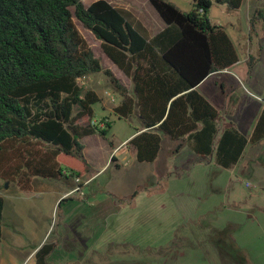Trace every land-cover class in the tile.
Segmentation results:
<instances>
[{
    "label": "trees",
    "instance_id": "16d2710c",
    "mask_svg": "<svg viewBox=\"0 0 264 264\" xmlns=\"http://www.w3.org/2000/svg\"><path fill=\"white\" fill-rule=\"evenodd\" d=\"M146 1L164 25L153 36L108 0L87 7L82 0H0V180L20 191H30L35 178L79 191L90 173L79 140L92 134L105 139L110 128L108 120L93 121L92 106L102 100L81 84L96 73L119 98L112 108L117 119L135 114L140 121L141 130L127 141L138 163L154 162L166 137L175 144L174 154L185 147L230 169L246 147L264 140V92L245 136L232 122L220 126L218 110L197 90L238 62L224 28L210 22V8L238 10L243 0H192L189 12L167 0ZM260 14L253 12L251 30ZM74 18L130 79V90L94 57ZM3 209L0 196V239ZM54 253L55 245L45 242L34 254L35 264H48Z\"/></svg>",
    "mask_w": 264,
    "mask_h": 264
},
{
    "label": "rangeland",
    "instance_id": "374dc122",
    "mask_svg": "<svg viewBox=\"0 0 264 264\" xmlns=\"http://www.w3.org/2000/svg\"><path fill=\"white\" fill-rule=\"evenodd\" d=\"M92 1L82 0L86 5ZM108 1L115 7L127 8L137 16L140 22L133 16L129 20L134 26L136 23L144 24L148 35L161 27L157 14L146 0ZM167 1L184 12L193 8L192 0ZM256 7L261 14L255 21L256 33L249 38L251 46L244 36L248 26L245 5L237 11L214 4L208 13L212 24L224 28L239 61L246 59L235 69L215 74L217 95L214 104L219 110L220 126L231 121L241 128L256 114L254 103L261 107L259 99L264 92V0H258ZM70 11L73 12V9L70 8ZM74 22L102 67L109 69L113 75L121 74L104 56L94 35L75 18ZM249 56L251 59H248ZM222 78L226 79V83ZM122 80L123 85L129 86L126 77ZM81 84L93 88L101 96L102 101L92 106L93 121L106 118L110 123L101 144L94 138L85 141L90 156L88 160L92 163H89L91 175L99 172L104 152L110 146L116 150L122 147L133 154L131 147L127 148V141L134 136L140 123L135 114L128 120H119L109 110L110 105L119 103V98L102 73L88 77ZM204 87L199 91L209 100L210 93ZM106 93L114 97L113 103ZM161 146L152 176L140 185L136 183L141 175L135 170L125 174L118 172L129 167V157L125 156L120 164L110 159L109 166L99 172L96 181L85 179L78 192L71 191L65 195L64 198L69 199L67 201L103 202L102 206L94 208L93 215L89 213L90 220L100 219L98 232H90L100 245L92 247L91 242L85 250L86 254L76 255L82 259L81 263L264 264V166L258 165L257 161L258 156L264 161V141L257 146H248L238 164L230 169L219 168L212 158H197L185 147L174 154L175 144L165 137ZM140 165L148 172L154 162ZM32 181L34 190L41 188L37 180ZM5 183L0 180V196L4 200L2 234L8 236L6 242L17 245L10 239L15 232L18 242L36 244L45 242L50 234L51 240L56 232L63 229L72 233L85 230V225L81 227L78 221L71 224L63 221L61 212L65 204L60 206V211L55 209V193L20 191L11 182H7L5 188ZM119 188L123 191H118ZM134 192H137L136 195L131 197ZM119 193L131 194L118 197ZM111 201L123 202L112 206ZM110 211L115 215L107 217ZM106 230L109 232L106 233ZM87 236L90 240V235ZM60 247L61 243L58 244ZM52 256H56L52 259L57 260L66 255L58 251ZM49 264L63 263L49 260Z\"/></svg>",
    "mask_w": 264,
    "mask_h": 264
},
{
    "label": "crops",
    "instance_id": "0c3cea01",
    "mask_svg": "<svg viewBox=\"0 0 264 264\" xmlns=\"http://www.w3.org/2000/svg\"><path fill=\"white\" fill-rule=\"evenodd\" d=\"M257 1L258 0H243L242 5H241V7L243 5H245L246 6V9H247V12H248V15H247L248 26H247V29L244 31V36L247 37L248 43H249L250 46H251V41H250L249 38H250V36L252 34L256 33L255 30H254L256 28V25H255L254 29L251 30L250 29V23L249 22H250L252 13L257 8L256 7ZM90 4L91 3H89L87 5L84 4V5L87 7ZM113 7H115V6H113ZM115 8H118V9H121L123 11L128 12L131 16L135 17V20L136 21L140 22L138 20L139 18H137V16H134V14L131 13L130 11H128L127 8H125V7H115ZM239 9L237 11H239ZM159 22L161 24V27L159 28V30L156 31V32H154V33H152V34L150 33L149 36H153L154 34H156L157 32H159L160 30L163 29V27H164L163 23L161 22V20ZM255 24H257V22ZM141 26H142L143 29H145L148 32V29H147V27L144 24L141 23ZM259 48H260V46H259ZM248 59H251V57L249 56ZM245 61H246V59L243 62H245ZM243 62L239 61V59H238V62L236 64H234L233 66H231L230 68H228V69H226V70H224L222 72H226L227 70L235 69L238 66H240L241 63H243ZM117 72H118V74L121 73L118 69H117ZM114 76L123 84L122 77H125V76L122 73L119 74V75H114ZM214 77H215V74H213V75L209 76L207 79H205L202 83H200L198 85L197 90L200 93V91H199L200 88H202L203 86H205L204 88L207 89L208 93H210L209 100L207 98H205V96H203L201 93L200 94L206 100L210 101V103L218 110L217 106H215V104H214V100H215V97L217 95V92H216V89H215L216 84L214 83ZM127 79L129 80V83L130 84H129V86H125V85L124 86L128 90H130L131 89V81H130L129 78H127ZM223 82L226 83V79H223ZM260 97H262V96H260ZM100 98H101V96H100ZM259 100L261 102V98ZM115 106L116 105H110V108H109V106L107 105V108H109V110L112 112V108L115 107ZM254 106L256 107V110H255L256 114L253 115V117H252V119H251V121L249 123L244 124V126L241 127L243 130L240 127H237L236 124L232 122L234 124V126L237 128V130L240 133H248L245 136H248L250 134V132L252 131V128H253L254 123H255V120L258 117L259 112L261 111L263 104L261 102V107H259L257 103H254ZM104 108H106V106ZM218 112H219V110H218ZM105 120H107V119L105 118ZM229 122H231V121H229ZM139 123H140V121H139ZM141 128L142 127H141V124H140V127L138 129H136V131L137 130H141ZM242 131H245V132H242ZM89 138L90 139L94 138L95 141L96 140H99L97 142L100 143V144L102 142V139H104V138H102L98 134H92L90 136L83 137V138H81L79 140L80 143L84 146V157H85L86 162L90 166V164L92 165V163L89 162V160H88L90 156H89V153H88V146L86 145V142H85ZM257 145H255V146H257ZM128 147H130V146L128 145L127 148ZM262 147H264V146H262ZM102 148H103L102 149V152H103L104 147L102 146ZM246 150H247V147L244 150V152ZM262 155L263 154L261 153V158H262ZM125 156L129 157V159H130V160L128 159V161H129V163H128L129 167L126 170L118 171V172H121L122 174H125L128 171L135 170V172H137V173H139L141 175V177L137 181L136 185H140L143 181H145L148 178V176H150V175L152 176L153 170L155 168V163L157 162L158 157L154 161L153 168L150 171L147 172L146 170L142 169V167L140 165L142 163H138L136 161L134 150H133V154H131L127 150L124 151V149H122V147L120 148V150H116V149H113L111 146H110V148L108 150H106V152H104L102 162L99 164L100 165L99 172L101 170H103L107 165L109 166L108 163H109V161H110V159L112 157L114 158L115 163L117 162V163L120 164V162L122 161V159H125ZM158 156H159V154H158ZM257 161H258V165H260L261 167L264 166V161L262 159H259V156H258ZM134 164H136V165H134ZM145 171L147 173H145ZM99 172L92 173L90 175V173H91V168H90V173H89L90 177L89 178H86V179H89V182L96 181L97 176L99 175ZM147 174H149V175H147ZM33 180H37V182L39 183V185L41 186V188L38 189V190H34L33 189V181H32V189L30 191H35V192H39V193H55L54 199H56V201H54V205L53 206H56L55 209L57 211H60V209H61L60 206L62 204H65L64 209L61 212V215H62V218H63V221L64 222H68V223L71 224L73 221L75 223L78 221V224L79 225L81 224V227H82L83 224L85 225V230H83V231H80L79 230L77 232H73L72 233L71 230H69V231H67L66 229L60 230V231H58V232H56L54 234V236L52 237L51 240H49L51 234L49 235L48 239L45 242L46 243H53L55 245V253H57L58 251L59 252L62 251L63 254L66 255V256L63 259H62V256H61V257H58L60 259L55 260V259H52V257H55L56 258V256H52L51 255V256L48 257V264H49V260L52 261V263H56L57 262V263H63V264H82L81 263L82 262V259L81 258H78L79 256H76V255H79L81 253L86 254L87 251H85V250L87 249L88 245L91 242L92 243L90 244V246H92V247H96L97 248V246L100 245V242L97 240V238H95V239L92 238V235L93 234H90V232L94 233V230H96V232H98L97 229H100V227L97 226V224L99 223L100 219H98V220L97 219L90 220L89 213L93 215L94 214L93 213L94 208H99L100 206H102L101 204H103V202L102 203H100V202L99 203H96L95 201H87V200L86 201H61L62 199H65L64 198L65 195L67 193H70L72 190L67 189L59 181L45 180V179H39V178H35ZM125 190H129V189H125ZM118 191H123V190L119 188ZM130 194L121 195L119 193L118 197H120V196L127 197ZM89 198H90V196H89ZM92 202H94V204H90ZM107 202H109V201H107ZM119 202H123V201H111V205L114 206V205L120 204ZM112 211H110V214H107L106 216L107 217H110L112 215H115V213L113 214ZM2 224H3V221H2ZM108 232H109V230H106V233H108ZM87 234L90 235V240H88ZM15 236H17V233L16 232L14 233V235H12L10 237V239H12V241L14 240L17 243V245L13 246L11 243L6 242V238L8 236H4L2 234L1 239H0V264H35L34 254L38 250V248L42 244H44L45 242H43V241H42L43 243L42 242H37L36 244H29L28 242L27 243L26 242L21 243V242H18L16 240L17 237L15 238ZM18 237H20V236H18ZM60 243L62 244V248L61 247L58 248V244H60ZM73 255H75V257Z\"/></svg>",
    "mask_w": 264,
    "mask_h": 264
},
{
    "label": "built area",
    "instance_id": "2783aa9c",
    "mask_svg": "<svg viewBox=\"0 0 264 264\" xmlns=\"http://www.w3.org/2000/svg\"><path fill=\"white\" fill-rule=\"evenodd\" d=\"M106 95L109 96V98H110L109 101H110L111 103H113V102H114V97H113L111 94H109V93H106ZM94 122H95V121H94ZM100 126H102V125H100ZM124 145H125V144H124Z\"/></svg>",
    "mask_w": 264,
    "mask_h": 264
},
{
    "label": "water",
    "instance_id": "95a60500",
    "mask_svg": "<svg viewBox=\"0 0 264 264\" xmlns=\"http://www.w3.org/2000/svg\"><path fill=\"white\" fill-rule=\"evenodd\" d=\"M7 184H8V183L6 182V183H5V188H7Z\"/></svg>",
    "mask_w": 264,
    "mask_h": 264
}]
</instances>
